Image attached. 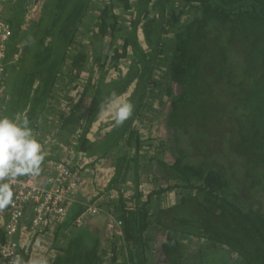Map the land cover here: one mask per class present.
Wrapping results in <instances>:
<instances>
[{"label": "trees", "instance_id": "obj_1", "mask_svg": "<svg viewBox=\"0 0 264 264\" xmlns=\"http://www.w3.org/2000/svg\"><path fill=\"white\" fill-rule=\"evenodd\" d=\"M40 1L29 21V0H14L7 9L12 35L0 86L12 84V91L1 115L27 108L30 127H38L50 116L49 100L54 110L56 92L83 84L69 112L58 114L59 131L67 139L80 132L76 149L87 155L118 149L108 189L127 177L136 182L148 162L156 180L171 182L144 198L135 191L133 206L123 195L108 205L121 221L122 239L75 224L82 206L73 205L56 226L50 264H211L224 251L225 264H264V0ZM127 58L121 74L117 68ZM222 83L234 102L226 120L219 118ZM113 91L130 99L133 114L119 127L113 119L103 140L93 143L86 134ZM161 109L172 160L140 158L148 137L138 124L145 128V116ZM221 122L225 130L217 128ZM188 132L207 138L219 132L216 147L227 164L216 151L201 152ZM179 137H187L189 147ZM169 190L177 200L160 208V195ZM190 201L200 212L196 219L176 213Z\"/></svg>", "mask_w": 264, "mask_h": 264}, {"label": "crops", "instance_id": "obj_2", "mask_svg": "<svg viewBox=\"0 0 264 264\" xmlns=\"http://www.w3.org/2000/svg\"><path fill=\"white\" fill-rule=\"evenodd\" d=\"M13 3L14 0H7L3 12V17L5 19L6 14H8L7 9H9L10 5ZM40 6V0H38L37 2L35 0H29L25 20L29 21L30 19L36 17L37 14L34 10L37 9L39 12ZM11 86L12 84H10V86H8L7 88L6 86H0V92H4V97L2 100H0V116H2L1 111L5 110L6 105L8 106L7 102L10 99V94L12 91ZM79 88L80 85L79 87H76L73 90L65 91L62 93L56 92V95H54L56 97V101L54 99V104H56L54 110H51V106L54 105L50 102V100L48 101V113L50 111V116H48L49 114L46 116L48 119L41 121L38 127H31L33 129L35 137L41 143L45 154L44 161L41 165V173L39 174V176H36V184L42 188H48L49 180L51 177H53V175L58 172L59 164L66 163L72 165L71 167L78 166L82 171L83 181L78 191V199L81 202L95 201L97 203L100 202L101 205H105L104 203L102 204V201L107 200L105 202L113 204L118 201L121 195H123V197L127 200V205L133 206L135 202V191L139 192L140 195H143L144 198L145 195L150 193V191L152 190L153 183H150L148 175L145 176L144 172H146V170H139L136 182H134V178L132 180L131 178L127 177L123 185L119 184L117 188L111 187L108 189L109 182L114 176L115 166L118 163V153L116 151L118 149H115L114 151L109 152L104 156L100 152H96L94 155H87L86 153H83L76 149L77 138L79 137L80 132L74 134V136H71L69 139H67L63 131H59L61 122L58 119V114L62 112H69L71 103L77 101V99L80 97L81 90H79ZM84 106L86 107V103L84 104ZM26 111L27 108H25L21 113L17 111L15 113V116L24 115ZM103 114L105 115L106 113ZM113 119L114 117L111 116L105 122H101V119L98 121L97 124L95 123L97 121L93 122L90 126L89 132H87L86 134L89 141L93 143L101 142L105 134L111 129ZM94 124H96L95 133L93 132ZM101 126L102 128H100ZM48 127L50 128L51 132L49 137H52V140L47 142V140H43L42 138L37 137V135H40L42 133V129ZM60 133L62 136L60 135ZM140 150L143 151L140 152V158H142L143 155H146L147 158L158 157V155L154 156L151 155L149 152L145 153L143 147ZM159 206L161 208H165V206H161L160 203ZM30 208V206L26 208L22 219V227L20 231H18V233L14 236V239L19 242L20 250H23V248H25L24 251H26V254L23 253L22 255V252H19V254L17 255L23 257L25 264H28V262H30L33 258L40 256L47 257L48 262L50 264V261L55 255V248L53 247V242L55 238L54 233L56 232V226L62 221L52 219L46 229L36 233L31 232L29 229V219H31L32 217V212ZM69 214H67V216ZM75 219L73 220L75 224L81 225L87 230L101 232L103 235H105L107 232L106 228H104V225H102L101 217H88L83 219L81 223H76ZM7 221L8 208L3 213H0V245L5 241V224ZM25 241L30 242L29 246H25ZM0 264L9 263L0 255Z\"/></svg>", "mask_w": 264, "mask_h": 264}, {"label": "built area", "instance_id": "obj_3", "mask_svg": "<svg viewBox=\"0 0 264 264\" xmlns=\"http://www.w3.org/2000/svg\"><path fill=\"white\" fill-rule=\"evenodd\" d=\"M7 0H0V79L3 73V61L6 55L8 42L12 35V28L3 17L4 6ZM59 164L58 172L49 180V187L42 188L36 184V177H20L13 184L14 205L8 207V221L5 224V241L0 245V255L11 260L17 255L19 242L14 236L22 227V219L27 207H31L32 217L29 222L31 232L46 229L52 219L63 221L74 204L82 206L81 212L76 216V223L83 219L104 215L105 228L122 239L121 221L108 208L97 202H81L78 191L83 181L80 167Z\"/></svg>", "mask_w": 264, "mask_h": 264}, {"label": "clouds", "instance_id": "obj_4", "mask_svg": "<svg viewBox=\"0 0 264 264\" xmlns=\"http://www.w3.org/2000/svg\"><path fill=\"white\" fill-rule=\"evenodd\" d=\"M102 112L114 117V126H122L133 114L134 105L124 95L114 91L99 105ZM45 154L41 143L30 127L27 115L0 116V213L14 205L13 184L24 176L36 177L41 173ZM25 241V246H29ZM9 264H25L23 257L12 256ZM28 264H49L47 257L33 258Z\"/></svg>", "mask_w": 264, "mask_h": 264}, {"label": "rangeland", "instance_id": "obj_5", "mask_svg": "<svg viewBox=\"0 0 264 264\" xmlns=\"http://www.w3.org/2000/svg\"><path fill=\"white\" fill-rule=\"evenodd\" d=\"M132 1H134V0H132ZM34 11L38 15V10L36 9ZM93 15L94 14H92V16ZM126 17H128V16H126ZM138 36H139L138 40H139L140 45L142 47H145V43H144L142 34L139 33ZM131 54L132 53L130 52L129 53V57L131 56ZM130 61H131V58H127V59L121 60V64H119V66L117 68L118 70H121V74H124L126 72L127 67L130 64ZM117 69L116 70H110V72L107 74V77L110 78L112 76H115L117 74ZM93 76L96 79V77H98V73H95L94 72ZM86 77H88V74L87 73H85L83 75L82 82L81 83H84ZM94 82H95V80H93V83ZM82 85L83 84L80 85L79 90H81ZM7 87L8 86H6V88ZM131 89H132V87H129V91L128 92H130ZM231 92H232V90H231V88H230V86L228 84H226V83L220 84V86H219V93L222 96H224V97L221 98V100H219V102H218V103H222L223 104V106H222L223 107L222 108V112L219 115V118H224L226 120V119H228L230 117V111L232 109V105L234 107V102L232 101L233 94ZM3 97H4V92L2 91V92H0V100H2ZM65 100H66V98H65ZM225 101H227L228 103H230V102H232V103H230V105L227 106L225 104ZM85 103H86V106L89 105V103H90V97L89 98H88V96L86 97L83 105ZM163 112H164L163 109H161V110H159L158 113L148 114L147 116H145L146 117V121H147L146 123H144L145 128H143V126H142L143 123L138 124V125L140 126V130L142 131V137H144V138H147L148 137L147 143H145V145L143 146L144 152L145 153L146 152H149L151 155H154V156L155 155L156 156L158 155L159 158L165 159L167 161H170V160H172V155H171L170 150H168V148H167V144L165 143L168 135H167L165 129L163 128V124H162ZM103 113L98 118V120H96L97 121V122H95L96 124L98 123V121L100 119H101V122H105V121H107L112 116V115H110L108 113H106L105 115ZM214 116L218 117V113H215ZM96 124H94V127H93V132L94 133L96 132V128H95ZM222 124H223V122H221V125H218L217 128L223 127L222 130H225V126L222 125ZM231 126L232 125L230 124L229 130H230V132H233ZM190 130L191 129H189V131ZM41 132H40L41 134L40 135H37V137H40L43 140H47V142L50 141V140H52V137H49L50 134H51L49 127L48 128H45V129H42ZM218 133L219 132L216 133V137L215 138H213L211 136L209 138H207V135H205L204 137L203 136H196L194 134L192 135L190 132H188V135H190V139L191 140H195V141H197L199 143V148L198 149L201 152L206 153L207 151H210V150H212L214 152L216 151L219 154V157H221L220 160L222 161V163L223 164H227V162L225 161V158L222 157V155L220 154V151L216 147V142H217L216 139L218 137ZM94 136H95V134H94ZM220 137H221V139H224L221 131H220ZM150 138H151V140H149ZM181 140H184V142H182ZM179 141L182 144V146H184L185 148L189 147L188 146L187 137H179ZM161 142H162V145L165 146V148L161 146ZM177 143H178V141H177ZM213 143H215V144H213ZM148 144H150V146ZM194 144H195V142H194ZM140 152H143V151L141 150ZM144 156H145V158H147L146 155H144ZM149 163L150 162H148V164L146 166L151 169L152 166H149ZM148 168H147L146 172H144V173H145V176L148 175V178L150 179V183L151 184L153 183L152 184V189L155 188V187H158L160 185L167 186L169 183H171V182H169V183L162 182L163 180H161V181L160 180H156L153 177L152 173L148 171ZM177 196H178V194H177L176 191L169 190V191H167V192H165V193H163V194L160 195V199H159L158 202L160 203L161 206L162 205H164L165 207L172 206V205L175 204V202L177 200ZM103 199H105V198H103ZM105 201H107V200H103L102 201V204L103 203L105 204V205H102V206L104 207V209H106V208L109 209V207H110V206H108L109 203H107ZM159 203H158V205H159ZM177 212H182V215H190L191 218H195V219L200 214V212L198 211V208H196L195 204L192 203L191 201L190 202H187L186 204H184L179 210H176V213ZM98 217H101L102 218V225H104V228H105V221H106L105 216L104 215H99ZM195 227H196V223H195V220H193L191 222V228H193V231H194V228ZM191 228H190V230H191ZM181 239H183V238H181ZM221 257H223L224 259L221 260L220 259ZM229 258H230L229 254L224 251L223 256H220L219 259L218 258H215L214 260H212V263L211 264H225L226 263L225 262L226 259L229 260ZM208 264H210V261H209Z\"/></svg>", "mask_w": 264, "mask_h": 264}, {"label": "flooded vegetation", "instance_id": "obj_6", "mask_svg": "<svg viewBox=\"0 0 264 264\" xmlns=\"http://www.w3.org/2000/svg\"><path fill=\"white\" fill-rule=\"evenodd\" d=\"M192 141L195 142L196 145H199V143L197 141H195V140H192Z\"/></svg>", "mask_w": 264, "mask_h": 264}]
</instances>
